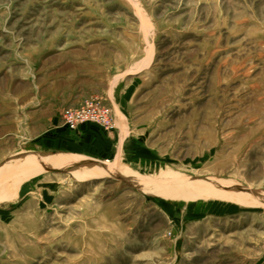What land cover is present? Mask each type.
<instances>
[{
	"label": "rangeland",
	"instance_id": "obj_1",
	"mask_svg": "<svg viewBox=\"0 0 264 264\" xmlns=\"http://www.w3.org/2000/svg\"><path fill=\"white\" fill-rule=\"evenodd\" d=\"M90 97L116 151L42 147ZM0 264H264V0H0Z\"/></svg>",
	"mask_w": 264,
	"mask_h": 264
},
{
	"label": "crops",
	"instance_id": "obj_2",
	"mask_svg": "<svg viewBox=\"0 0 264 264\" xmlns=\"http://www.w3.org/2000/svg\"><path fill=\"white\" fill-rule=\"evenodd\" d=\"M115 100L120 101V98ZM118 101L114 104H118ZM109 105H111L112 107V104ZM111 109L115 126L113 131H104L102 128L95 124H81L82 126L79 125L77 129L69 130L68 128L64 127L62 123H56V125L53 126V130L51 131V133L43 138L42 147H46L52 150L79 151L82 154H87L95 158L109 157V154H112L114 151H116L118 144L122 143L120 139L123 135L122 119L120 118V115L117 113L114 106ZM51 158H53V160L60 166H69L74 162L63 156H56ZM43 169H46L45 165L38 162L30 163L29 161L25 164H21V166L17 168L15 174L28 175L29 173L39 171L41 172L43 171ZM72 169L79 172L94 170L98 171L96 169H92L80 164L73 165ZM15 174H9V180L12 181Z\"/></svg>",
	"mask_w": 264,
	"mask_h": 264
},
{
	"label": "built area",
	"instance_id": "obj_3",
	"mask_svg": "<svg viewBox=\"0 0 264 264\" xmlns=\"http://www.w3.org/2000/svg\"><path fill=\"white\" fill-rule=\"evenodd\" d=\"M61 123L69 130H75L83 123H96L105 130L114 125L111 106L99 98L90 97L78 106H65L60 112Z\"/></svg>",
	"mask_w": 264,
	"mask_h": 264
},
{
	"label": "bare ground",
	"instance_id": "obj_4",
	"mask_svg": "<svg viewBox=\"0 0 264 264\" xmlns=\"http://www.w3.org/2000/svg\"><path fill=\"white\" fill-rule=\"evenodd\" d=\"M20 161H19V163H20ZM29 161H30V163L38 162V163H41V164L45 165V167L47 166V167H50V168L60 167L59 164L56 163L53 160V158H51V157H41V158H36V159H31V158L30 159H25V158L23 159V163H26V162H29ZM92 175H93V177L91 176L90 178H86V179H94L95 176H102V173H100V171H94V173Z\"/></svg>",
	"mask_w": 264,
	"mask_h": 264
}]
</instances>
